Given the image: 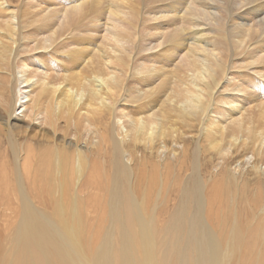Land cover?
<instances>
[{"label":"bare ground","instance_id":"bare-ground-1","mask_svg":"<svg viewBox=\"0 0 264 264\" xmlns=\"http://www.w3.org/2000/svg\"><path fill=\"white\" fill-rule=\"evenodd\" d=\"M37 1H40V4H46V7L41 8L39 4H36L41 8L36 15L39 16V19L36 17V20L39 22L40 19L46 20V23L41 22V26L33 27L31 40L34 44L30 49H26V47L23 49L22 46L23 52L31 53L41 48L43 50L48 48V51L49 49L53 50L54 41L64 35L65 31L70 30L71 25L83 20L86 28L83 33L97 31L98 23L96 24V22L103 20L104 33L101 35L104 46H99L102 44L101 42L95 47L93 42L84 36L73 37L72 42L67 43V46L70 44L73 46L71 45V48H67L68 51L63 53L66 54L64 57L70 66L66 67L61 73L62 75H59L58 71H54V68H49V64L43 60L41 53L25 56L16 52V48L11 46L16 44V38H11L14 31L12 29L16 28L13 24L18 22L14 14L16 10H13L14 12L9 10L14 15H8L15 20L12 23L14 28L10 27V17L5 19L4 23L0 20V27L5 32L4 34L0 33V107L4 109V113L0 112V133H4L8 140L15 165L10 169V177L4 155V160L2 158L0 161V186L6 189L9 201L18 202L20 205L19 224L18 227L16 226L18 230L8 236L7 241L10 240L8 247L1 248L0 264H260L259 254L255 257L251 255L252 248L246 250V255L238 254V252V257L233 259L232 255L234 254L232 253H235V244L242 237V233L238 232L237 225L233 222L231 235L226 244L222 245L220 238L210 227L205 213L206 211L211 214L215 212L214 214L220 217L227 198L232 202L230 206L236 208L234 207L235 199L239 198L240 192L238 190V170L244 172L246 168H251L256 175L264 177V0H150V6L144 10L138 6L142 10L140 13L148 17L144 18L150 22L167 19L166 22L153 25L151 23L147 27V39L143 38L144 43L141 44L142 39L139 43H137L138 40L136 41L139 48L146 45L148 46L146 51L155 50L156 52L151 56L142 53L140 55L137 52L132 53L134 48H137L136 44L133 45L130 42H135V38L138 37L135 35L138 27L135 26L138 23H136L137 18L140 19L136 6L139 0H56L59 8L52 11L55 14L53 15L54 19L44 14L50 12L47 0ZM4 3L7 2L0 0L2 11L6 9L3 6ZM251 4L253 6L245 8L241 12L243 15L252 14L251 10L254 13L258 12V15L253 16L252 23L248 25L244 22L243 15L236 14L235 10L248 7ZM35 7L37 8V6ZM45 8L47 10H44ZM9 14L11 13L9 12ZM5 16L1 17L5 18ZM165 24L173 25V28L169 30L165 28L162 31L155 30ZM80 26L82 23L79 24ZM75 28L77 29L78 25ZM18 31L19 29L17 33ZM184 34L188 35V41ZM210 34L213 35L210 36ZM27 36L29 35L27 34ZM9 39L10 42H6ZM26 39L29 38L26 37ZM59 42L58 44H60ZM58 44L56 46H62ZM250 45L252 48H249ZM18 46L16 45V47ZM56 48L58 50V47H55L54 50ZM87 55H89L88 58ZM76 56L84 61V66L88 69L78 68L76 70L77 67L75 68L73 63L77 59ZM241 56L243 59L240 62L251 60L248 63L250 67L245 69L249 71L246 72V77L234 74L233 71L228 72L231 67L234 70L236 65L233 58H241ZM57 60L61 65L64 62L62 59ZM138 60V68L135 71L145 73L146 77H140L141 79L136 77L135 82L130 79L126 85L122 84L126 79L125 75L128 74L126 72H128L129 65L134 68ZM174 60L172 71L168 72L173 85L170 84L172 87L168 88H170L169 90L180 88V90L173 93L165 91L167 94L159 101L155 97L156 91L163 84L161 82L160 85H156L155 79L164 75L165 68ZM237 63L239 65V62ZM258 65L263 68L258 69ZM52 71L55 74H51ZM152 73L154 75L156 73V76ZM236 73L241 74L237 71ZM121 75L125 76L123 81ZM147 75L149 76L147 77ZM58 76L60 77L58 78ZM32 86L38 88V91L35 89L37 94L34 93V96L32 93L35 87L32 90L28 89ZM123 88L129 92L125 98L129 97L130 100L135 98L136 101L144 99L146 102L139 104L134 100L139 104L138 109L130 111L122 106V109L118 110L112 91L117 93ZM168 88L166 87V89ZM221 88H226L223 89L225 92L220 90ZM86 89L89 96L85 95V98L82 91L84 92ZM5 90L8 93L7 98L3 94ZM40 100L46 105L53 103L52 111L46 110V105L40 111L38 110L40 107L34 109L36 102ZM83 108H85L84 112H82ZM76 113L79 115V120L81 118L87 133L89 131L94 133L92 141L89 140L91 146H86L85 142L79 144L75 134L69 138L59 134L54 127L56 124L54 125L53 116L56 117V122L60 116V118L63 116L69 120L75 130L76 120L73 114ZM39 115L42 116L41 119L37 117ZM96 115L101 117L104 115L102 117L103 124L100 122L97 125L94 123L95 120L93 122ZM178 119L182 124L184 123L185 128H197L196 134L203 136L200 139L204 138L208 150H212L218 155L217 167L212 171L214 176L212 177L210 174L208 179L202 178L198 172L200 170L197 169L200 165H198L197 158L201 150L199 142L196 150L194 149L195 160H192L193 163H190V166L186 165L188 173L185 174L186 177L183 181V191L186 190V184L192 181L190 190L193 204L188 218L185 244L179 240L168 243L170 242L169 235H174L168 231L179 230L181 227V217L184 216L183 206H181L180 215L178 214L179 217L175 216L176 214L171 216L170 226L168 228L165 226L163 230L165 233L161 232V236H158L160 239L152 234L153 225H157V222L155 224L145 220L134 222V203L137 207L143 206L148 195V186H144L141 199L136 202L133 189L134 172L131 167L133 154L131 155L122 148V144L130 140L144 144L149 151L155 148L159 165L167 148L164 142L165 137L168 136L175 140L179 134L180 137L182 134L183 136L186 134L184 129L182 130L184 133H181L176 127ZM35 120H39L40 124H32ZM110 122H112V135L108 137L104 128ZM78 123L80 122L78 121ZM192 128L190 131L193 130ZM34 129L42 132L38 138H42L41 140L47 143L36 145L32 142L21 152L20 145L16 144L17 141L14 139L13 131L17 130L20 134ZM87 133L85 136L88 135ZM107 141L112 147L109 153ZM104 147L110 156L112 154L114 156L111 166H109L110 177L106 173L108 167L106 168L105 163L108 161L106 162L105 155H103ZM176 149L178 150V148ZM181 149L184 152L182 145ZM241 149L242 156L235 159L234 165L225 163L228 159L232 160L233 155ZM186 150H188L187 147ZM200 152L202 153V150ZM119 153L123 167H120L115 157ZM223 164L227 165V169L224 168L223 176L218 177ZM122 174H125L129 183L125 192L122 191L120 179ZM164 178L163 176L159 178L160 187L156 198L161 196L160 190L166 182ZM70 183L71 186H69ZM82 183L86 185L84 187H87L85 188L87 194H84V197L79 194L83 187ZM209 184L215 189L212 196L207 194ZM169 186L171 185L169 184ZM68 187H72L73 190L71 191L72 204L84 199H90L91 203L102 204L104 208H107L110 221L122 223V232L113 235L111 228L107 230L109 225L105 226L107 231H102L96 243L92 237L85 241L83 232L79 233L78 230L70 231L68 227H63V231L57 229L56 224L52 219H49L51 217H48V213L56 214L55 210L45 211L36 207L32 201L34 197L31 196L37 195L41 200L54 203L51 198L57 194L62 195V190L64 194ZM263 187L264 185H256L250 196L251 202H256L260 207V216L262 213L264 216ZM182 194H187L186 199L190 195V193L189 195L188 193ZM247 202L250 203V201ZM58 203V206L62 205L60 201ZM238 205L240 206L239 203L235 206ZM154 206L156 207V203ZM238 208L236 209L240 211ZM97 211L100 213V210ZM86 213L89 216L87 211ZM246 215L248 216V214ZM91 216L93 217V215ZM257 217L259 218V215ZM88 236L90 237L89 234ZM222 246H226L225 249H222ZM263 253L260 255V261L264 256Z\"/></svg>","mask_w":264,"mask_h":264},{"label":"rangeland","instance_id":"rangeland-1","mask_svg":"<svg viewBox=\"0 0 264 264\" xmlns=\"http://www.w3.org/2000/svg\"><path fill=\"white\" fill-rule=\"evenodd\" d=\"M5 1L7 3H4L3 6L6 9H5V11H4V9H3V11H2V9H0V12L2 11L0 13V20L2 22L3 21H6L7 18L10 17V16L8 17V15H14L15 14L16 21H18V22H15V24H13V25H15V27L17 29L16 28H15L16 30L15 29H12V31L14 30L13 31V34L15 32L16 33H15V35H13V34L11 35V38H13V39L16 38V40H15L16 41V44H13L11 46L13 48H16V50H15L16 52H19L20 54L25 55V56H30L31 54H40L41 53L42 54L41 57L43 58V60H45V62H47L49 64V66H50L49 68H51V69L54 68V71H58L59 75H62L61 73H63V71L66 69V67H69L70 66L68 64V62H67V59H65V57H64L66 54L64 55L63 53H64V51L66 52L67 48H71V45L73 46V44H70L69 46H67V43L69 44V41L72 42L71 40H72L73 37L74 38H78V37L84 36V38H86L90 42H93L92 44L95 45V47H96V45L101 44V42H102V44L99 45V46H101V47L104 46V40L102 38V35L104 33V28H102L103 27V25H102L103 20L96 22V24L98 23L97 24L98 25L97 31H95V30L93 31L92 30V31H89L87 33H83L84 31H86L85 30L86 29L85 28V22L83 20V21L80 22V23H82V26L79 27V24H80L79 22L76 23V24H73L74 26L71 25V27H70V30L71 31L70 30H67V32L65 31L64 35L58 37V39L54 41V44H55L53 46L54 49H55V47H58V50H57V48H56V50L53 49L55 52L52 49L51 50L49 49V51H48V48L47 49H44V50H43V48H41L40 50L34 51L35 53L34 52H31V53L23 52L24 47H26V49H30V47H32L33 44H34V42L31 40L32 39V36L31 35H32V32H33L32 30L34 28H36V26L38 27V26H41L42 23L43 24L46 23V20H41L40 19V22H39V20H36V17H38L37 19H39V16H36L38 14V12L40 11L39 9H41L43 6L46 7L45 6L46 4H44V3L40 4V1H37V0H29V1L28 0H22V1L21 0H5ZM54 1L53 0L52 1L51 0H47V5L49 7V10L48 11H50V12H49V14L46 13L45 11H44L45 13L43 12L44 14L49 15L50 18H53V19L55 17L53 15H55V14H54V12L52 13V11L55 8H57V7L59 8L58 3L56 4L57 1L56 0H54ZM139 1H138V3H137L136 6H137V9L139 10L138 17L140 19L137 18V21H136V23L138 22L136 24V26H135L136 28L138 27L137 28L138 30L136 31V33H135L136 28L134 30V33H135L136 37L137 36L138 37L135 38V42H130L131 44L133 43V45L136 44V47H137V43H139L141 41V39H142L141 44L144 43L143 42V38L144 39H147L146 38L147 37L146 36L147 35L146 34L147 33V30L146 29H147V27H149V25L151 23L153 25V24H157V23L166 22V20H167V19L163 18V19H159V20H152V22H150L148 19H145L144 17H146V18H148V17L146 15H143L140 12L142 10H144V8L149 7L150 4H151V2H150V0H145V2H144V0L143 1L142 0H139ZM148 1H149V3H148ZM32 3H34L35 5L32 4ZM36 4H39L41 8L39 7V5H36ZM30 6H32V7H30ZM35 6H37V8ZM138 6H140V9H142V10H140ZM251 6H253V4L248 5V7H244V8H241V9H236L235 10V13L236 14H239V15H243V14H241V12L243 10H245V8H250ZM9 10H11V11L16 10V11L15 12L13 11L14 14H12L13 12H11ZM44 10H47V8H45ZM8 11L11 14H9ZM251 13L253 15L252 14H247V15H243L242 16V18L244 19V22H246V24H248V25L252 23L253 16L258 15V12H255L254 13L253 10H251ZM1 14L3 16H5V15H7V16H5V18H3V17H1L2 16ZM142 15H143V17H142ZM2 18H3V20H2ZM10 19H11V22H10ZM10 19H8V21L11 23L10 24V27H11L13 21H15V20L12 17H10ZM142 19H144V20H142ZM147 20H148V22H147ZM140 21H141V23H140ZM239 21L242 22V20H239ZM37 22H39L38 25H37ZM3 23H1V24H3ZM16 23H20L19 24L20 25V28H19V25H17ZM144 23H145V26L146 27L143 26ZM77 25H78V28L80 30L82 29L81 27H84L83 28L84 30L82 29V31H79L78 28L76 29L75 27H77ZM88 27H90V26H88ZM11 28H14V27L12 26ZM165 28L167 30H169V29L173 28V25L165 24L161 28H157L155 30H161L162 31ZM18 29L20 31V32L18 31L19 36H18V33H17V30ZM101 29H103V30H101ZM141 30H142V32H144L143 34H142ZM0 33H3V34L5 33L4 30L1 27H0ZM20 33H22V34H20ZM23 34H25V35H23ZM27 34L29 36H27ZM91 34H92V36H91ZM93 34H97V35L94 36ZM98 35H99V37H98ZM211 35H213V34H210V36ZM63 36H64V38H63ZM26 37L29 38L30 40L29 39H26ZM65 37H66L67 40L65 39ZM184 37L186 38V41L189 40L187 34L186 35L184 34ZM17 38H19V39H17ZM69 38H70V40H69ZM136 41H137V43H136ZM6 42L9 43L10 42V39L7 40ZM58 42L60 44H58ZM56 44L62 45V46L59 47V46H56ZM16 45H19V46L16 47ZM252 45H250L249 48H252ZM22 46H23V49H21ZM144 47L134 48V51L132 50L133 51L132 53L134 54V53L137 52L140 55L142 53L143 55H146V56L149 55V56H151V55H153V53L156 52L155 50H147L146 51V47H148V46L145 45ZM138 48H139V51H138ZM20 49L22 50V52H21ZM141 50H142V52H141ZM53 55H54V57H53ZM155 55H157V54H155ZM86 57L88 58L89 55H87ZM10 59H11V57H10ZM57 59H60V60L62 59L64 61L63 64L61 65L60 63H58L59 60H57ZM242 59H243L242 56H241V58L240 57L239 58H233V60L236 61V63H235L236 65L233 64V65H235L234 70L231 67L228 72L233 71L232 73H234V74H238L241 77H246V72H249V71H247L245 69L248 68V67H250L248 63L251 60H249V59L244 60L245 61V62L243 61L244 64H245L244 65V64H241L243 62H240ZM83 62H84L83 60L81 61V59L77 57V59L73 62L75 68L77 67L76 70H78V68L79 69H83V68L88 69L86 66H84V63ZM237 62H239V65H241L240 67L242 69L239 67V65H237L238 64ZM65 63H67V64H65ZM138 63H139V60L137 61V64L135 63L136 65L134 66V68H132L133 66H130L129 65V68L127 70L128 72H126L128 74L125 75L126 76V79L129 76V79H127V81H126V79L124 80V77L125 76L124 75H121L122 78H123L122 79L120 77L121 80L122 81L124 80V82H122V84L126 85L127 82L130 81V79L131 80L133 79V81L135 82V80H137V79H141V78H145L146 77L145 76V73H141V72L135 71L138 68ZM174 64H175V60H174V62L169 63L168 67L165 68L164 75L162 74V76L156 77L157 79H155V82L154 83L156 85L157 84L160 85L161 82L163 84V86H161L162 89L159 88L156 91V96L155 97L159 101H160L161 98L163 99L164 98V95L167 94L168 92L169 93H173V92H176V91L178 92V90H180V88H178V90H175L174 88L172 90H169L172 87L171 85H173V84H172V81H170L171 80V75L168 72L172 71L171 67ZM228 66H229V64H228ZM255 67L257 68V66H255ZM255 67H253V68H255ZM262 68L263 67L261 65H258V69H262ZM235 69H237V70H235ZM249 70H251V69H249ZM54 71H52L50 73L51 74H55ZM236 71L237 72H240L241 74L236 73ZM152 75H154V73H152ZM148 76L149 75H147V77ZM154 76H156V73H155ZM59 77L60 76H58V78ZM136 77H138V78L135 79ZM32 80H34V79H32ZM125 81H126V83H125ZM164 82H166V83H164ZM164 86H165V88H163ZM34 87L32 86V88H28V89L32 90ZM166 87L167 88L170 87V88L166 89ZM227 87L228 86L226 85V88ZM226 88H221L220 90L224 91ZM229 88L231 89L233 87H229ZM25 89H27V88H25ZM35 89H36V87L34 88V91H33L32 95L34 93L37 94L36 90L38 91V88L36 90ZM165 91H167V93ZM82 93L84 94V97L85 98H86L85 95H88L89 96V93H88L87 89L84 92L82 91ZM112 93L114 95V99L116 100V103L115 104L117 105V109L118 110L119 109H122V106H123V108H128L130 111H132V109L133 110H136V109H138L140 102H143V103L146 102V100H144V99H143L144 101L143 100H137L136 101L135 98L132 99V100H130L129 97H126L125 98V96L128 95V93H129V92L125 91V88H123L121 91H119L117 93L115 91H112ZM162 93H163V95H162ZM3 94H4V96H6L5 98L8 97V95H7L8 93H7L6 90L3 91ZM115 95H116V97H115ZM242 97H243V94H242ZM49 98L50 97L48 96V99ZM127 98H129V99H127ZM134 100L136 102H139V104H137ZM45 105H46V103L43 102L42 100H40V101L36 102V105H35V108L34 109H36V108L38 109L40 107L38 109L40 111V110H42V107H45ZM32 106H34V104H32ZM46 106H47L46 110L52 111L53 103L52 104L51 103H49V104L47 103ZM84 109L85 108H83L82 112H84ZM0 112L1 113H4V109H2V107H0ZM73 115H74L73 116L74 119L76 120V127H75V130L76 131L72 127L73 125L72 124L70 125L69 120L66 119L65 117L62 116V118H60L61 117L60 116L57 119V122H56V117L53 116L54 125L56 124L54 126L55 129H57L56 131H58L59 134L61 133V135H64V136L66 135L65 137H67V138L71 137L72 134H75V138L77 136L76 141L79 142V144H84V142H85L86 143V146H91V142L90 141H92L91 138L94 136V133L92 131H89L87 133V131L84 129L85 128L84 125H82L83 123L81 121V118L79 120L78 113L73 114ZM37 117L39 119H41L42 116L39 115ZM102 117L99 116V115H96L95 118H93V122L95 120V122H94L95 124L97 123V125H98V124H100V122H102V124H103ZM63 119H65V120H63ZM58 121H59V123H58ZM78 121L80 123H78ZM176 121H177L176 127L179 128V132L182 133L183 132L182 130L184 129V131L186 132V134H184V136L182 134V137H180L181 135L179 134L180 136L178 135V138L176 137L175 140H172V138H170L168 136L165 137L164 142L166 143L165 145L167 146V148H166V151L164 153L163 159H161V161H159V165L157 164V161L158 160H157V157H156V150H155V148H153V150L149 151L148 149L145 148V145L144 144H142V143H140L138 141L137 142H135V141L132 142V140L127 141V142H124L122 144V148L124 150L126 149V151L129 152L131 155L133 154L132 155L133 162L131 163V167H132V170L134 172V177H133V183L134 184L133 183L132 184H133L134 197H135L136 202H137V200H140L141 199L142 190H143L144 186L145 187L148 186L147 187L148 188V190H147L148 191V195H147L146 201H144L145 203L143 204V206H141L142 208L139 207V206L137 207L136 203H134V211H133V214H134V222H138L139 220L149 221L150 223H153V224H155L157 222V225H153V233L152 234H153L154 237H157V239H160L158 236H161L160 233L163 232L165 226H167V228L170 226V221H171L170 219H172L171 216H173L174 214H176L175 216H177L178 214L180 215L181 206H183L184 216H183V218L181 217V221H182L181 222V227H180L179 230L177 229L178 231L177 230H175V231H168V233H174V235L173 234H170L169 235L170 236V240H169L170 242H168V243H173V242H175V240H179V242H184V244H185V241H186V238H187L186 231L188 230V228H187L188 227V225H187L188 224V218H189V215H190V213L192 211V204H193L192 201H191L192 197H191V190H190V188H191L190 185H191L192 181H190L189 184L188 183L186 184V190H185L186 192L183 191V189H184V182L183 181L185 180V177H186L185 174L188 173L186 171L187 170V166H190V163H193L192 160H195V157H194V156H196L195 150L197 148V143L199 142V146H200V148L202 150V153L200 152L201 151L200 150L199 151V156L200 157L197 156V158H198V165L200 164L199 165L200 167L198 166L197 169L200 170L198 172H199V175L202 178L208 179L210 176H212V177L214 176L212 174V171L215 169V167H217L216 164L218 163V161H217L218 160V155L214 151L208 150V148L206 146V141L204 140V138H202V140L200 139L202 135L199 136L198 134H196L197 133V130H196L197 128H194V127L192 128L191 127L193 130L190 131L191 128H189V129L188 128H185L184 123L182 124L179 119L176 120ZM38 122H39V120H35V121L32 122V124H34V125L40 124ZM52 123H53V121H52ZM64 123H65V125H64ZM194 126H196V125H194ZM104 129L107 132L108 137L111 136L112 135V132H111L112 131V122H110V124L106 125ZM37 130L38 129H34L32 131H28L27 133H20V134H19V132L17 130H16V132L13 131L15 133L14 139L17 141V142L15 141V142H16V144L20 145L19 147H21V152H23V150L26 149L27 146L30 143H32V142H34L36 145H40V144L47 143L46 141L41 140L42 138L41 139L38 138V137H40V134H42V132L41 131H37ZM86 133L88 134L87 136H85ZM34 134H36V136H34ZM78 139H79V141H78ZM200 142H202V143H200ZM180 144L183 146V151L184 152H182V149H181V145ZM110 145L111 144L107 141V146H108L107 147V151H108V153H109V150L111 152V148L112 147ZM41 146H43V145H41ZM186 147H187L188 150H186ZM176 148H178V150ZM107 151H105V147H104L103 155H105L106 162L108 161L107 163H105V165H107L106 168L108 167L107 170H106V173H107L108 177H110L111 171H110V173H108L109 172V166H111V160L114 159V156H113V154L110 156L107 153ZM173 151L176 152L177 154L174 153ZM239 151L234 154L235 156L233 155V157H232L233 159L231 158L232 160L229 161V159H228L225 163H228V164H230V163L232 164L233 163V165H234V162L236 161L235 159L241 158V156H242V149L239 150ZM141 153L142 154L144 153V154L142 155ZM173 154H175V155H173ZM183 154H185V155L182 156ZM4 155H5V159L7 161V163H5V165L8 167V173H9L11 167L12 168L15 167V165H14V157H13L14 155H13V153L11 151V148H9V143H8V140H7L6 136L4 135V133L1 132L0 133V161H2V158L4 157ZM144 156H145V158H142ZM90 157L92 158L93 156H90ZM115 157L117 158V162L119 163L120 167H123V162L121 160V154L119 153V155L118 156H115ZM263 159H264V154H263ZM3 160H4V158H3ZM141 161H142V163H141ZM160 162L162 163L161 166H160V164H161ZM223 165L224 166H222L221 169H220L221 172L219 171L218 177L223 176L225 170L227 169V165H225V164H223ZM179 167L180 168L182 167L183 169L182 168L180 169ZM224 168H225V170H224ZM218 169H219V167H218ZM179 170H180V172H179ZM240 172H241V174H240ZM238 173H239L238 174V182H239V189L238 190H240L239 194L241 196L238 194V197L239 198L235 199V202H236L235 205H237L239 203L240 206L238 205L239 206V208H238V206H235L234 205V207L238 208L240 211H238L236 208H232V206H230L232 204V202L229 200V198H227L226 199V203L224 204V210H226V211L223 210V213H222V215H220V217H217L216 214H214L215 212H213V214H211L208 211H206L205 216H206V218H207V220L209 222L210 227L215 231L216 236L220 238V241H221V244L222 245H225L226 244L227 239L231 235V229H233V226H232L233 225V222H235V224L237 225L236 228H237V230H239L238 231L239 233H242V237L239 238V240L235 244L236 245L235 250H234L235 253H232V254H234V255H232L233 256V259H236L238 257L237 256V253L238 252H239L238 254L246 255V250H248L249 248H252L253 252H251V255H253L255 257V255H258L259 254V263L260 264H263L264 263V256L262 257V259L260 261V258H261L260 255L264 252V216H263V213H262V216H260L261 215L260 212H259L260 207H258V205L256 204V202L255 203L254 202H251V200H250L251 197L250 196H251V193H253L254 187L256 185H259V186H263L264 185V177H263V175L262 176L261 175H256L251 168H246L244 170V172L241 171V170L240 171L238 170ZM162 176H163V178L165 177L164 178L165 179L164 181H166L165 182L166 184L164 183L162 189L160 190V195L161 196L159 195L160 197L156 198L158 188L160 187V183H159V180L160 179L159 178H162ZM10 177H11V171H10ZM120 179H121V182H122V191L125 192L127 190L126 187L129 186V183L127 181V177L125 176V174H122L120 176ZM259 179H261V180H259ZM169 182H171V183H169ZM151 184H152V186H151ZM169 184L171 186H169ZM69 186H71V183L69 184ZM82 186L83 187L80 189L81 193L79 191V194L81 196L83 195L82 197H84V194L85 195L87 194L86 193L87 191L85 190V188H87V187H84L86 185H84L83 183H82ZM187 186L189 187V189H188ZM243 186H244V188H243ZM27 187L30 188L29 185H27ZM251 188H253V189H251ZM5 190L6 189L3 186H0V224H1L0 225V250H1V248L6 249L8 247V244H9V241H10V240L7 241L8 240V236H10L11 234L17 232V230H18L17 227H18V224H19L18 223V221H19L18 218L20 216V210H19L20 209V207H19L20 205H19V203L18 202H13L12 203L11 201H9V197H7V192ZM84 190H85V192H84ZM213 190L215 191V189L213 188V186L211 184H209V186H207V194H208V196H212V194L214 193ZM234 190H235V188H234ZM241 190L242 191L244 190V191L242 192ZM71 191H73L72 190V187H68V189L64 191V194H63V190H62V195L59 196V194H57V196L51 198V199H53L52 201L54 203L48 202L47 200H41L40 197H38L37 195H35L36 197L34 195H32L31 197H34V198H32V201L34 202V205L36 207H38L40 209L42 208V210H45V211L55 210V213L56 214H51V213H48V212L47 213H48V217H51L49 219H52V221L56 224L57 229L63 231V227H68V228H70V231H72V229H74V230H78L79 233H82L83 232V235L85 236V241L90 240V238L92 237V238H94V242L97 243L98 237H99V235L102 234V231L105 232V231L109 230L110 228H111L110 230L113 232V235L114 234H117V233L119 234L120 231L122 232V227H121L122 223L121 222H116V221H114V222L110 221L109 215H107L108 213L106 211L107 208L106 207L104 208V206L102 204H99L98 203L99 204L98 205L97 202H95L94 200L93 201L95 203H91L92 201L90 202L89 201L90 199H88V200L84 199L82 201L81 200H78L77 202H75V203L72 204V196L73 195H71L72 194ZM181 192L182 193H188V195L190 193V195L188 197L189 199L188 198L186 199L187 194L186 195H183ZM245 192H246V195H245ZM247 193H248V195H247ZM181 195H183L184 197L181 196ZM181 197H183V198H181ZM242 197H243V199H242ZM60 198H62V199H60ZM237 200H239V201H237ZM246 200L247 201H250V203L247 202ZM58 201H60V204H62V205L58 206L59 205ZM242 202H244V203H242ZM78 203H79V205H78ZM155 203H156V207L154 206ZM245 204H246V206H245ZM61 206H63L64 208L63 207H62L63 209L60 208ZM101 206H103V207H101ZM251 207H252V209H251ZM256 207H257V209H256ZM207 208H209L208 205H207ZM241 209L242 210L245 209V210L242 211ZM247 209H249L250 212L252 210L253 214H252V212L250 213L249 210H247ZM253 209H255V210H253ZM97 210H100V213H103V214L101 215L99 213V211H97ZM177 210L179 211V213H177L178 212ZM86 211L88 212L89 216L86 215L87 214ZM95 211H97V212H95ZM237 211L239 212V214L237 213ZM61 212L63 214H60ZM240 212H242L241 213L242 215L240 214ZM84 213H85V215H84ZM230 213L232 214V216H231ZM99 214H100V216H99ZM237 214H238V217L239 218L237 217ZM246 214H248V216ZM91 215H93V217ZM179 215L177 217H179ZM258 215H259V218L257 217ZM80 216H82V217H80ZM236 217H237V220H236ZM79 218H81L82 221ZM107 219H109V220H107ZM108 225H109V227H108ZM105 226L108 227V229ZM157 226H158L159 229L157 228ZM247 227H249V228L247 229ZM123 228H125V227H123ZM234 230H235V228H234ZM163 233H165V232H163ZM88 234L90 235V237L88 236ZM259 236H260V239H259ZM88 237H89V239H88ZM225 247L226 246H222V249H225Z\"/></svg>","mask_w":264,"mask_h":264}]
</instances>
